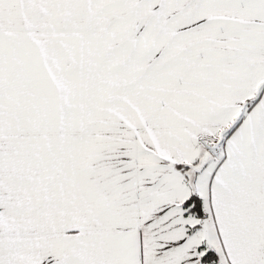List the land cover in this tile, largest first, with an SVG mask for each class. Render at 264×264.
Instances as JSON below:
<instances>
[{
  "label": "snow or ice",
  "instance_id": "snow-or-ice-1",
  "mask_svg": "<svg viewBox=\"0 0 264 264\" xmlns=\"http://www.w3.org/2000/svg\"><path fill=\"white\" fill-rule=\"evenodd\" d=\"M0 264H264V0H0Z\"/></svg>",
  "mask_w": 264,
  "mask_h": 264
}]
</instances>
